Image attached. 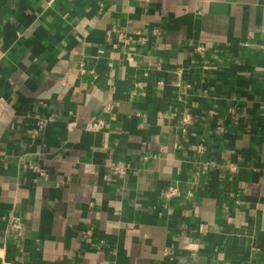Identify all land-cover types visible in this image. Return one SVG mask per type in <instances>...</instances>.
Returning a JSON list of instances; mask_svg holds the SVG:
<instances>
[{"label":"crops","instance_id":"0c3cea01","mask_svg":"<svg viewBox=\"0 0 264 264\" xmlns=\"http://www.w3.org/2000/svg\"><path fill=\"white\" fill-rule=\"evenodd\" d=\"M3 262L264 264V0H0Z\"/></svg>","mask_w":264,"mask_h":264},{"label":"built area","instance_id":"2783aa9c","mask_svg":"<svg viewBox=\"0 0 264 264\" xmlns=\"http://www.w3.org/2000/svg\"><path fill=\"white\" fill-rule=\"evenodd\" d=\"M52 1H54V0H50V2H52ZM153 33L156 35L159 32L157 30H154ZM79 68H80L81 74H84V75L90 74L92 76H95V73L92 70L90 71V70L86 69L85 63H81ZM181 120H182V127H183L182 131H183V133H187L188 127L191 125V123L193 121V117H192L191 113L186 112L185 114H183ZM50 122H54V118L52 116H50L47 119L37 120L36 127L33 128L29 132L31 138L38 137L39 134L44 130V128ZM102 127H103V122L101 120H93L88 124L87 130L94 132V131L101 130ZM196 150H197V153L199 155L204 154V152L206 150L204 143L200 142L196 146ZM217 166L218 165L216 164V162L209 160L208 162H205V164L202 165V172L206 173L208 170H210V168H216ZM229 168L231 171H234V169L231 168V166ZM31 170L33 171V173L35 174L36 177L46 176V170L40 166H32ZM132 172H133V170H132V166L130 163L119 161V162L112 164L109 167V173L106 175V178H112L114 180H119L121 182H125L127 177ZM159 195L165 201H172L174 199L181 198L182 192L178 187L171 186V187L161 191ZM6 231L8 234H11L12 236H14L16 238H22L23 237V235H24V223L18 214H12V216L9 218ZM199 231L203 232V228H200ZM85 234L87 236H90L91 231L90 230L86 231ZM168 252H169L168 250L165 251L166 256H168L170 254ZM3 264H6V263L3 262Z\"/></svg>","mask_w":264,"mask_h":264}]
</instances>
